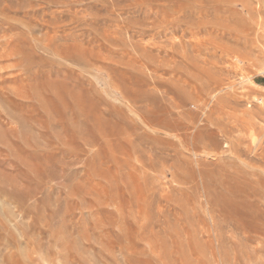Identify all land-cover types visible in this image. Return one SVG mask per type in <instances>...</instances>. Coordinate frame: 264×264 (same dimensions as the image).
Masks as SVG:
<instances>
[{"label":"rangeland","instance_id":"374dc122","mask_svg":"<svg viewBox=\"0 0 264 264\" xmlns=\"http://www.w3.org/2000/svg\"><path fill=\"white\" fill-rule=\"evenodd\" d=\"M263 231L264 0H0V264H264Z\"/></svg>","mask_w":264,"mask_h":264},{"label":"bare ground","instance_id":"6f19581e","mask_svg":"<svg viewBox=\"0 0 264 264\" xmlns=\"http://www.w3.org/2000/svg\"><path fill=\"white\" fill-rule=\"evenodd\" d=\"M236 218V217H235ZM242 224V223H241ZM254 229H256V227L254 228ZM261 229H263V228H261ZM260 233H261V231H259ZM259 232H257V233H259ZM263 233H264V231H263ZM260 235V234H259ZM262 235H264V234H262ZM258 236V235H257ZM264 238V237H263Z\"/></svg>","mask_w":264,"mask_h":264}]
</instances>
